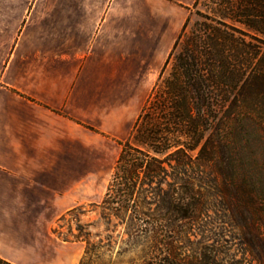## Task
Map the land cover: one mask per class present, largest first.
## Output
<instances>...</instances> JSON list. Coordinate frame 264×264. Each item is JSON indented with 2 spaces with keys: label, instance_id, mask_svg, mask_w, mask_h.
I'll return each mask as SVG.
<instances>
[{
  "label": "crops",
  "instance_id": "1",
  "mask_svg": "<svg viewBox=\"0 0 264 264\" xmlns=\"http://www.w3.org/2000/svg\"><path fill=\"white\" fill-rule=\"evenodd\" d=\"M197 0H0V257L79 264L54 231L103 201Z\"/></svg>",
  "mask_w": 264,
  "mask_h": 264
},
{
  "label": "trees",
  "instance_id": "2",
  "mask_svg": "<svg viewBox=\"0 0 264 264\" xmlns=\"http://www.w3.org/2000/svg\"><path fill=\"white\" fill-rule=\"evenodd\" d=\"M203 16L190 34L185 23L102 201L146 241L128 264H212L189 260L171 239L204 215L209 195L219 197L249 264H264V0H214ZM88 254L79 264H90Z\"/></svg>",
  "mask_w": 264,
  "mask_h": 264
},
{
  "label": "rangeland",
  "instance_id": "3",
  "mask_svg": "<svg viewBox=\"0 0 264 264\" xmlns=\"http://www.w3.org/2000/svg\"><path fill=\"white\" fill-rule=\"evenodd\" d=\"M213 1L197 0L191 7L186 27L188 34L195 31L197 23L204 19L203 15L210 12ZM169 70L170 65L165 74ZM163 187L167 185L164 183ZM111 194L114 196L115 191L112 190ZM115 207L112 201L80 204L56 224L57 234L62 238L84 241L85 250L89 251L87 263L128 264L141 254L146 241L130 235L137 225L128 216L118 213ZM207 207L204 215L184 222L182 232L174 234L171 239L189 260L203 257L212 264L215 261L220 264H249L250 257L233 222L224 215L219 197L209 195ZM160 239L158 235L157 240Z\"/></svg>",
  "mask_w": 264,
  "mask_h": 264
}]
</instances>
